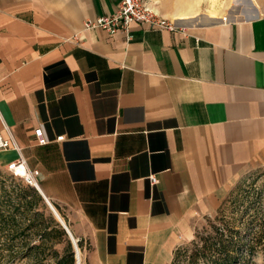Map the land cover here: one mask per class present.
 I'll return each instance as SVG.
<instances>
[{"label": "crops", "instance_id": "crops-1", "mask_svg": "<svg viewBox=\"0 0 264 264\" xmlns=\"http://www.w3.org/2000/svg\"><path fill=\"white\" fill-rule=\"evenodd\" d=\"M203 2L155 1L183 31L132 23L126 41L83 28L115 0H0V136L38 171L31 195L62 212L82 264H170L264 163V0L245 16ZM17 158L0 150V169Z\"/></svg>", "mask_w": 264, "mask_h": 264}, {"label": "rangeland", "instance_id": "rangeland-1", "mask_svg": "<svg viewBox=\"0 0 264 264\" xmlns=\"http://www.w3.org/2000/svg\"><path fill=\"white\" fill-rule=\"evenodd\" d=\"M155 1L158 0H147L151 7L152 5L154 6ZM247 1L248 0H205V2H203V7L209 8L212 12L215 11L213 9H216L214 13H218L220 10V12L226 15L236 14L238 16H245L248 15L246 12L248 8ZM30 187L31 186L23 179L12 178L8 172L0 169V213L4 215V217L11 214L15 215L16 221H21L23 225L27 224L26 221L40 222L41 225L31 230L32 232L28 234L27 240L32 244L39 243L40 239L36 231L41 230L45 226L47 227V231H52L50 237L53 243V249H55L59 255H62L68 237L66 235H60L55 231L54 222L51 220L57 221L52 215L51 210L41 200L31 195ZM21 193L25 194L24 199L30 201L32 204L29 210L25 209L23 198L20 197ZM17 205H19L18 211L13 210ZM7 207L11 208V210H5ZM54 209L69 230L62 212L56 207H54ZM1 220L0 217V221ZM262 221H264V163L245 169L228 187L225 196L215 212L197 219L193 238L183 242L177 248L173 256L174 263L172 264H204L200 259L191 263L190 255L193 251L194 243L198 242L200 244L199 238L209 233L213 226L223 227V225L226 224L231 228L240 229L242 233H244L252 229H257L256 227ZM6 233L7 232H2L0 229V257L10 254L14 256L15 260L9 264H27L25 261L23 262V260H21V255L24 251L20 245L14 244L12 250H7L5 248V244L2 242H4L7 236ZM251 234H253V232ZM78 250H80V248H78ZM73 251L74 264H76L74 248ZM49 253L48 250L45 251L47 257H49ZM80 264H82V261ZM250 264H264V248H258L256 250Z\"/></svg>", "mask_w": 264, "mask_h": 264}, {"label": "trees", "instance_id": "trees-1", "mask_svg": "<svg viewBox=\"0 0 264 264\" xmlns=\"http://www.w3.org/2000/svg\"><path fill=\"white\" fill-rule=\"evenodd\" d=\"M23 199L25 209H30L31 202L25 201V194H20ZM19 205L13 208L18 211ZM0 229L2 232H7V236L2 242L5 244L7 250H12L14 244L21 246L24 253L21 255V260L27 264H74V251L69 239H66V247L64 253L59 255L53 249V243L50 235L52 231H47V227L36 231L39 235V243L32 244L27 240L28 234L34 228L41 225L40 222L26 221L27 224L23 225L21 221H16L15 215H8L4 217L0 213ZM54 229L60 235H66L64 229L53 219ZM257 231L244 232L240 229H234L228 225L223 227L211 228V231L205 236L200 237L198 242L194 243L193 251L190 255L191 263L200 259L204 264H250L252 257L258 248H264V221L257 227ZM253 232V234L251 233ZM67 236V235H66ZM77 248L81 247L79 241L76 242ZM50 252L49 257L45 251ZM13 255H6L0 257V264H9L13 262ZM174 263L173 259L171 264Z\"/></svg>", "mask_w": 264, "mask_h": 264}, {"label": "built area", "instance_id": "built-area-1", "mask_svg": "<svg viewBox=\"0 0 264 264\" xmlns=\"http://www.w3.org/2000/svg\"><path fill=\"white\" fill-rule=\"evenodd\" d=\"M116 7L113 13L103 16H98L91 19H86L83 22V28L94 30L100 28L104 30L108 37H113L117 33L123 34L125 40L129 39L128 27L132 23L147 26L151 29H165L170 32L183 31L182 27L175 24L174 21H169L159 16L147 0H115ZM6 137L0 136V150H13L17 153L18 158L7 165V172L12 178L23 179L27 184L37 188L36 176L38 171H28L21 157V148L16 143L11 131L8 127H3ZM34 136L38 145L45 144L41 136V130L35 129ZM62 137H57L56 140H61ZM150 182H156L155 177L149 178ZM76 263H79L80 252L75 250ZM81 262V259H80Z\"/></svg>", "mask_w": 264, "mask_h": 264}, {"label": "water", "instance_id": "water-1", "mask_svg": "<svg viewBox=\"0 0 264 264\" xmlns=\"http://www.w3.org/2000/svg\"><path fill=\"white\" fill-rule=\"evenodd\" d=\"M44 201L46 202V204L48 205L49 209L51 210L54 218L57 220V222L59 223V225L64 229L68 239L70 240L74 250L77 249V245H76V240L72 237L70 231L67 229L65 223L63 220H60V216L58 215V213L56 212V210L54 209V207L47 201V199H44ZM77 264V263H76Z\"/></svg>", "mask_w": 264, "mask_h": 264}, {"label": "bare ground", "instance_id": "bare-ground-1", "mask_svg": "<svg viewBox=\"0 0 264 264\" xmlns=\"http://www.w3.org/2000/svg\"><path fill=\"white\" fill-rule=\"evenodd\" d=\"M212 9H213V8H212ZM211 11H212V10H211ZM210 15H211V17H212L214 14L211 13ZM210 15H209V16H210ZM213 17H214V16H213ZM224 19H225V18H224ZM60 220H62V219H60ZM76 250L78 251V248H77ZM78 259H79V263H78V264H80V258H78Z\"/></svg>", "mask_w": 264, "mask_h": 264}]
</instances>
